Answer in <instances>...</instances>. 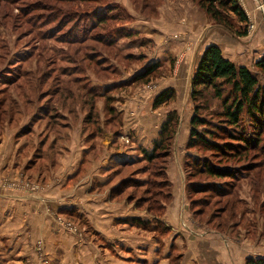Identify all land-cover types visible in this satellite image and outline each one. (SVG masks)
<instances>
[{
  "label": "rangeland",
  "instance_id": "1",
  "mask_svg": "<svg viewBox=\"0 0 264 264\" xmlns=\"http://www.w3.org/2000/svg\"><path fill=\"white\" fill-rule=\"evenodd\" d=\"M45 2L51 3V7L46 6ZM238 2L249 17L248 34L245 36L234 34L218 24L199 0H0L1 123L18 110L24 113L19 117L21 120L24 116L29 119L32 113L40 114L39 107L42 105H49L56 115H66L61 120L69 121L71 129L82 119L83 110L93 108V113L102 116L107 111L106 98L91 95L87 87L89 81L103 85L116 83L111 89V95L116 97L115 104L122 109V117L126 112L130 115L125 116L126 122L128 117L132 121L130 127L135 126L132 127L134 130L129 128L130 134H142L148 130L153 135L156 127L167 119L170 112H177L171 139L172 150L153 160L144 159L138 151L132 154L127 139L130 134L123 136L121 124L118 125L112 119L107 121L111 129H114L111 131L115 132L112 142H117L112 147L119 148L117 152L129 150L133 157L125 158H134L130 166L114 168L113 183L118 184L133 177L152 178L161 184L164 179L163 170L168 171L172 163L179 169L182 179H185L184 204L185 209L190 210L193 220L201 224L202 228L204 225V228L215 231L217 235L222 233L232 242L241 243L246 247V252L251 251L247 260L251 255L264 257V131L260 133L259 146L249 153L224 156L218 153L213 156L210 150L202 147L188 148L190 128H182L184 119L190 121L194 112L196 102L192 94L193 78L208 45L205 43L207 37L211 36L212 40L220 38V41L237 37L244 40L251 38L257 43L264 39V0ZM111 5L121 8L118 14L109 16V19L91 31L88 38L82 40L81 32L76 35L77 38H71L79 31L77 29L82 24L84 10L90 12L96 8L100 15H104ZM80 12L83 13L81 16ZM234 23L236 27L240 25L236 20ZM110 29H117L115 34L120 35L109 36L114 39L113 44L106 41V35L102 40L98 37L101 31ZM128 29L134 35L124 36L123 33ZM224 47L229 54L234 48L229 41ZM259 47L264 49V42ZM151 60L161 62L157 71L146 76V79L131 80ZM257 60H249L250 66H247L264 87V72L255 66ZM63 88L70 89L71 97L63 92ZM167 88L173 89L171 98L156 106L159 93ZM19 90L21 94H18ZM58 93L61 95L56 96ZM202 93V98L198 100L201 104L200 112L207 115L212 123H223L217 115L223 100L214 96L211 89L202 90ZM69 103H73L69 105L74 112L72 114L68 109ZM203 104L206 105L205 109L202 108ZM136 125L141 127L138 131ZM37 127L39 133L44 129L43 125L38 124ZM187 134L186 148L182 150L184 153L177 154L174 151L176 137L180 136L184 140ZM231 139L223 134L217 140L224 144L237 142ZM93 142L97 150L95 155L100 157L106 150L99 149L96 138ZM190 154L208 158L207 166H203L205 169L200 171L188 165ZM214 164L231 168L235 177L219 178L207 173L206 167ZM34 182L42 184L40 181ZM29 183L27 186L30 189ZM220 184L224 185V191L220 192L217 188ZM132 185H126L123 198L118 202L131 204L136 210L150 214L149 206L155 197V186ZM170 189L173 193L172 185ZM62 220L65 225L68 221L82 228V232L70 228L72 232L82 235V239L85 235L91 236V229L84 222L65 216ZM181 224L186 227L185 221ZM43 251L40 245L39 253ZM172 257L170 264H180L181 252L176 251ZM58 261L56 259L55 264ZM65 261L77 264V261L68 258Z\"/></svg>",
  "mask_w": 264,
  "mask_h": 264
},
{
  "label": "crops",
  "instance_id": "2",
  "mask_svg": "<svg viewBox=\"0 0 264 264\" xmlns=\"http://www.w3.org/2000/svg\"><path fill=\"white\" fill-rule=\"evenodd\" d=\"M210 37L205 40L206 44H218L226 57L240 64L250 66L249 60L255 61L264 54V49L259 47L264 39L257 43L251 38H231L227 41L234 48L229 54L224 47L227 41ZM126 115L130 116L127 112ZM126 115L123 116V136L130 134L129 128L135 127H130L129 117L126 122ZM82 119L57 141L54 162L49 156L54 134L42 145L43 129L39 133L38 125L30 133L18 134L28 123L27 116L18 121L10 117L2 123L0 120V264H55L56 259H59L58 264H71L65 261L66 258L77 264H170L176 251L182 254L180 264H247L251 251L246 252L241 243L232 242L222 233L217 235L203 224L202 228L193 220L184 204L185 179L172 163L168 175L173 196L161 217L171 227V232L160 235L155 230L119 222V218L126 216L153 217L131 204L110 198L113 184L106 189L96 187L98 181L106 183L110 178L108 172L101 171L110 155L120 153L128 157L132 156L131 152H117L119 148L112 147L117 143L112 142L115 132L104 127L96 136V142L100 150L106 151L88 162L85 157L91 148L88 134L83 132ZM161 124L153 135L146 130L127 136L132 154L152 148L159 137ZM136 127L137 131L141 128ZM183 127L190 128L188 119H184ZM187 139L188 134L184 140L176 137L174 151L177 154L186 148ZM40 148V156L34 158ZM28 181H40L43 188L30 191ZM65 207H75L82 214L86 226H91L90 237L85 235L82 239V235L72 232L64 224L62 218L69 217L62 211ZM182 221L186 227H182ZM40 245L44 248L41 254Z\"/></svg>",
  "mask_w": 264,
  "mask_h": 264
},
{
  "label": "trees",
  "instance_id": "3",
  "mask_svg": "<svg viewBox=\"0 0 264 264\" xmlns=\"http://www.w3.org/2000/svg\"><path fill=\"white\" fill-rule=\"evenodd\" d=\"M45 3L46 6L51 7V3ZM199 3L218 24L227 27L234 34L239 36H245L248 34L249 17L241 7L238 0H199ZM119 9L121 8L118 5H114L110 9L107 8L108 12L104 15H100V12H97L96 8L90 12L88 10H84V14L80 12V16L83 14L81 18L82 24L78 26L77 30L79 31L71 38H77L76 35L79 34V32L82 33V40L88 38L92 30H95L98 26H100V24L104 23L105 20L109 19V16H115L118 14ZM55 11L58 10L55 8ZM235 17L237 19H235ZM68 18L70 19L71 16ZM234 20L239 22L240 25L238 27H236L237 24L234 23ZM116 32L117 29H110L106 32L101 31L98 37L102 40L101 38H104L106 35V41L113 44L114 39L109 36L113 35L119 37L120 35L115 34ZM123 34L127 37L134 35V32L128 29L126 33ZM160 66V61L151 60L145 66V69L139 74H135L131 80H134L135 78L137 81L146 79V76L157 71ZM255 66L259 68L261 72H264V54L255 62ZM123 81H120V83ZM114 85H116V83L103 85L99 83H91L89 81L87 87L90 94L106 98L107 111L105 112L108 114V116L106 115L103 119L99 113H97L98 115L93 113V108L83 110L82 113H84V117L82 119V127L83 132L88 134L89 142H93L96 136L101 134L104 127L109 130H114L111 129V125L107 124L108 120L112 119L114 122L116 121L118 125L123 124L122 109H119L115 104L116 97L111 95V89ZM209 89H211L214 96L223 100L220 111L217 114L219 116V120L223 123H212L211 120L208 119L207 115L200 112L201 104L198 103V100L203 96L202 90ZM63 92L68 97H71L70 89H64ZM172 93L173 89L171 88L162 90L156 98V106L163 102H168ZM18 94H21L20 90ZM192 94L194 95L193 99L196 103L194 105L193 115L190 119V133L187 143L188 148L202 147L203 149L210 150L214 154L213 156L218 153H221V155L224 156L226 154L235 155L249 153L250 150L259 146L261 140L260 133L264 131V87L260 85L257 76L247 65L236 64L223 54L219 45L214 43L208 44L203 51L195 71ZM59 95L61 94H56V96ZM1 102L2 101L0 100V104ZM71 104L73 105V103L68 104L70 114L74 113L70 110L71 106L69 107V105ZM1 107L2 105L0 108ZM202 108L205 109L206 105L203 104ZM39 109L41 110L39 111L40 114L32 113L29 117L28 123L20 129L18 134L30 133L34 130L35 125H43L44 129L42 130V133L44 138L41 142L42 145H45L48 142L51 134L55 135V144H50L49 152L51 161L54 162L57 157V151L55 148L57 141L61 139V135L63 133L67 134L69 129H71V123H69V121H62V116L65 117L66 115H61L63 113L56 115V113H53L55 112L54 109L52 110L49 105H42ZM23 114L24 113L22 111L19 112L18 110V112L9 117L18 121L20 120L19 117ZM59 120H61L60 124H58ZM176 121L177 112H170L167 119L161 124L159 137L154 140L152 148L149 150L144 149L140 152L144 159L153 160L162 153L168 151L170 152L172 150L171 139ZM54 124L57 125L55 126ZM119 133L120 131L116 132L117 135ZM223 134L232 138L231 140H237V142H228L226 144L218 143L219 141L217 139ZM89 146L91 149L87 152L85 157L88 159V162L92 158L96 157L95 154L97 151L94 146V142L90 143ZM39 150L40 151L36 153L34 158L40 156L41 148ZM189 158L191 161L188 165L200 171L205 169V167H203L204 165L207 166L208 164V158L200 157L198 154H190ZM34 160L35 159H32L31 162H34ZM133 161L134 158H125L124 154L115 153L110 155L106 166L101 167V171L104 173L108 172L110 178L106 183H100L98 181L96 187L98 189H104L105 187L111 185L114 182V168L117 166L120 168L130 166L134 163ZM220 166L217 164L208 165V167H206V172L219 178H231L234 176L231 168H228L227 166ZM163 176L164 179L161 184L158 181H154L152 178L135 179L133 177L124 179L118 184L113 183L110 190V196L112 199L116 200L123 198V194L126 190L125 188L127 187L126 185L134 186L132 185L134 183L140 186L143 184H145L144 186H155L153 191L155 197L152 200L151 205H148L151 208V210L148 209L150 210V215L152 214L153 217L126 216L119 218V222L127 223L139 228L155 230L160 235L169 234V232H171V227L161 219L164 215L167 204L172 197L170 189L172 182L168 175V171L163 170ZM196 187H198V185ZM163 188H165V191H162L164 190ZM217 188H219L220 192L225 190L224 185L222 184L218 185ZM153 209H155V211ZM62 211L67 212L69 217L85 222L82 220V214L78 212L75 207H65ZM89 229H91L90 225ZM247 264H264V257H249Z\"/></svg>",
  "mask_w": 264,
  "mask_h": 264
},
{
  "label": "built area",
  "instance_id": "4",
  "mask_svg": "<svg viewBox=\"0 0 264 264\" xmlns=\"http://www.w3.org/2000/svg\"><path fill=\"white\" fill-rule=\"evenodd\" d=\"M29 187H30V189L32 190V191H39V190H41L42 188H43V186H42V184L41 183H39V182H30L29 183ZM66 223H68V224H66L69 228H72L75 232L76 231H79V226L77 227V225L76 224H73V223H71V222H66ZM71 224H73V225H71ZM80 232H82V230L80 229Z\"/></svg>",
  "mask_w": 264,
  "mask_h": 264
}]
</instances>
